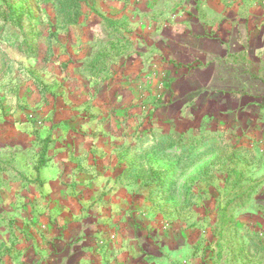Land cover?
<instances>
[{"label":"rangeland","instance_id":"rangeland-1","mask_svg":"<svg viewBox=\"0 0 264 264\" xmlns=\"http://www.w3.org/2000/svg\"><path fill=\"white\" fill-rule=\"evenodd\" d=\"M200 6L0 0V264H264L261 86Z\"/></svg>","mask_w":264,"mask_h":264},{"label":"crops","instance_id":"crops-1","mask_svg":"<svg viewBox=\"0 0 264 264\" xmlns=\"http://www.w3.org/2000/svg\"><path fill=\"white\" fill-rule=\"evenodd\" d=\"M196 15L199 18L207 15L213 20L211 24H202L200 28L203 32L214 30L216 40L207 41L208 43L204 41L202 46L214 57L229 60V83L233 78V84L229 85H236L239 79L242 86L244 83L249 85L250 81H257L258 85L261 87L263 85V88L259 87L262 93L261 95L258 93V100L264 101V6L262 0H243L237 5L233 4V0H201V6L195 12ZM248 98L254 99L253 96Z\"/></svg>","mask_w":264,"mask_h":264}]
</instances>
